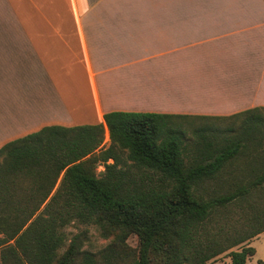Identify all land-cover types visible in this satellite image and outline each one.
I'll return each instance as SVG.
<instances>
[{
	"label": "crops",
	"instance_id": "crops-1",
	"mask_svg": "<svg viewBox=\"0 0 264 264\" xmlns=\"http://www.w3.org/2000/svg\"><path fill=\"white\" fill-rule=\"evenodd\" d=\"M264 109V0H0V149L111 112ZM105 140V136H104Z\"/></svg>",
	"mask_w": 264,
	"mask_h": 264
},
{
	"label": "trees",
	"instance_id": "trees-1",
	"mask_svg": "<svg viewBox=\"0 0 264 264\" xmlns=\"http://www.w3.org/2000/svg\"><path fill=\"white\" fill-rule=\"evenodd\" d=\"M181 118L111 112L105 122L112 146L100 156L94 154L104 142L103 125L46 128L0 149L2 264H205L219 255L208 253L200 229L239 196L264 189V161H254L251 177L235 191L205 187L238 162L245 138L264 143L261 116L249 120L245 136L223 143L201 129L194 146L174 122ZM116 146L130 161H120ZM98 163L105 166L101 175ZM74 221L96 226L110 243L98 252L84 250L81 235L65 232ZM132 236L136 248L128 242ZM255 254L251 246L231 251L230 264H247Z\"/></svg>",
	"mask_w": 264,
	"mask_h": 264
},
{
	"label": "rangeland",
	"instance_id": "rangeland-1",
	"mask_svg": "<svg viewBox=\"0 0 264 264\" xmlns=\"http://www.w3.org/2000/svg\"><path fill=\"white\" fill-rule=\"evenodd\" d=\"M258 116H261V120H257V123L261 122L259 131L262 136V133H264V110L242 114L233 118L229 117L225 120L186 117L175 119L174 122H177V127L185 131L187 142L194 146L201 129L203 135H206L213 141H217V143H223L226 139L245 136L244 129L248 127L249 120L252 117L256 118ZM245 142L247 147L237 159L238 162L215 180L209 182L205 187L206 191L209 193L218 191L223 193L231 189L235 191L242 181L245 183L251 177V166H254V161H264V143L253 142V140L249 142L247 138H245ZM111 146L112 142L110 133L108 132L105 135L103 144L94 155L100 156L102 151L108 150ZM114 152L119 156L120 161H130L126 151H121L116 146ZM108 163L113 164L114 160L110 159ZM123 166L124 164H120L119 167ZM104 172V164L98 163L96 167L97 175H101ZM153 181L156 185V176H154ZM263 215L264 189L262 187L252 190L245 196H239L238 200L227 209L218 213L216 212L212 220L200 229V240L206 245L208 253H212L213 251L221 253L208 259L205 264H230L231 258L229 257V253L240 250L244 246H251L256 249V254L249 258L247 264H260V261L264 262V232L257 234L264 227V219H261ZM65 232L69 237L81 235L84 250L91 252L101 251L110 243V240L104 239L101 236L96 226L83 224L78 221H74L67 226ZM128 242L134 248L138 246V238L136 236L130 237ZM202 243L198 244V248L205 250V246ZM0 264H2L1 258Z\"/></svg>",
	"mask_w": 264,
	"mask_h": 264
}]
</instances>
